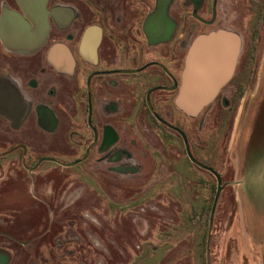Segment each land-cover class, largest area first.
<instances>
[{"label": "flooded vegetation", "instance_id": "1", "mask_svg": "<svg viewBox=\"0 0 264 264\" xmlns=\"http://www.w3.org/2000/svg\"><path fill=\"white\" fill-rule=\"evenodd\" d=\"M256 17L264 0H0V185L25 202L32 171L52 163L82 171L110 199L136 197L158 176L145 190L166 180L174 195V174L190 180V164L216 179L214 197L218 173L220 194L221 173L205 163L207 117L219 136L243 109L253 113L239 163L247 172L264 155V80L242 61L195 116L175 98L192 38ZM4 238L0 264H9L13 238L2 229Z\"/></svg>", "mask_w": 264, "mask_h": 264}, {"label": "rangeland", "instance_id": "2", "mask_svg": "<svg viewBox=\"0 0 264 264\" xmlns=\"http://www.w3.org/2000/svg\"><path fill=\"white\" fill-rule=\"evenodd\" d=\"M216 28L236 31V66L249 63L262 84L264 19L229 18ZM261 110L256 105L254 115ZM252 114L243 109L219 136L210 135L216 122L207 117L205 163L224 183L213 212L216 179L190 164V180L174 174V195L166 180L145 190L158 176L136 197L110 199L92 191L82 171L52 163H41L39 174L32 171L25 202L20 195L15 203L13 187L0 185V230L13 238L9 264H264V155H253L247 172L239 167ZM7 245L0 241V247Z\"/></svg>", "mask_w": 264, "mask_h": 264}, {"label": "water", "instance_id": "3", "mask_svg": "<svg viewBox=\"0 0 264 264\" xmlns=\"http://www.w3.org/2000/svg\"><path fill=\"white\" fill-rule=\"evenodd\" d=\"M240 51V39L236 31L216 28L196 35L191 42L182 75V84L175 104L190 116H195L208 105L219 89L231 78ZM217 177V192L222 189Z\"/></svg>", "mask_w": 264, "mask_h": 264}, {"label": "trees", "instance_id": "4", "mask_svg": "<svg viewBox=\"0 0 264 264\" xmlns=\"http://www.w3.org/2000/svg\"><path fill=\"white\" fill-rule=\"evenodd\" d=\"M212 207V206H211ZM211 212H212V210H211Z\"/></svg>", "mask_w": 264, "mask_h": 264}]
</instances>
